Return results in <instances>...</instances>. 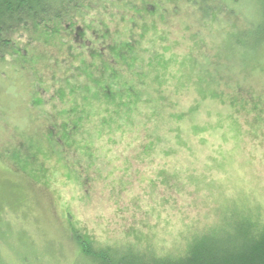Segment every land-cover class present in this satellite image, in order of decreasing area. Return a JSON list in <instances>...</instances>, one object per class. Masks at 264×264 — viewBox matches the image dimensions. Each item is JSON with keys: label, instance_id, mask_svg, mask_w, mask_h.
I'll list each match as a JSON object with an SVG mask.
<instances>
[{"label": "rangeland", "instance_id": "1", "mask_svg": "<svg viewBox=\"0 0 264 264\" xmlns=\"http://www.w3.org/2000/svg\"><path fill=\"white\" fill-rule=\"evenodd\" d=\"M92 1L117 87L103 56L80 65L95 18L0 51V264H102L80 241L176 256L200 234L264 225V47H249L262 0H208L209 16L185 0Z\"/></svg>", "mask_w": 264, "mask_h": 264}, {"label": "trees", "instance_id": "2", "mask_svg": "<svg viewBox=\"0 0 264 264\" xmlns=\"http://www.w3.org/2000/svg\"><path fill=\"white\" fill-rule=\"evenodd\" d=\"M104 1L106 2V0ZM185 1L197 5L198 11L200 10V13L208 16L213 11V7L218 6L216 4H209L208 0ZM221 1L222 0H220V4L222 3ZM232 1L235 3L240 2L239 0ZM125 4L126 6L130 4L133 11L137 8L135 5H132L131 0ZM157 4L160 3L157 2ZM93 6L94 1L92 0H0V51L15 49V47L18 46V42L13 40V36L16 33H20L23 35L22 37L27 36L29 38L30 35H35V32L37 31L46 32L47 34L44 35H52L53 32H58L62 37L63 34L68 37L71 35L69 30L73 31L75 29L74 31L79 32L80 27H76L81 16V20L84 23L86 22L85 18H95L90 21L91 25L87 28L90 31L91 37L98 41L96 49L88 53L86 60L81 59L80 57L82 53L80 50L83 48L82 45H80L81 49H77L76 51L72 49V52L78 54V58L81 59L80 65L82 64L85 66V62H88L96 68V71L98 70L99 65L101 68L103 66V56L104 62L109 64V67L107 66L108 73L106 74V78L109 80V85L117 87V83L114 81L115 77L111 74V68L114 63H110L107 60L108 57L105 56L107 53L109 55L111 52L115 53L113 47L115 39H113L112 34H110V28L103 24V22L98 23L97 27L98 25L105 27L106 34L104 35V38L102 35L100 36L90 29V27L95 25L96 20L102 16L98 13H96V15L90 13V9ZM150 11L151 8H145L146 13H149ZM105 12H107V10ZM261 21L262 23L259 28L252 24L253 31L252 29L251 31L252 33L256 31V36L254 38V44L249 47L253 48V50L261 45L264 47V0H262ZM132 23L134 26V20ZM250 27L251 26L249 25V28ZM145 32L146 31H142V37ZM239 33L244 35L247 31L243 30L242 32L239 30ZM79 35V40L83 39V35L80 33ZM120 38L116 39V42H120L121 45H127L128 43L139 41H136V36L132 35H130L126 41ZM100 42L102 43L100 44ZM68 43H71L70 40ZM120 55H122V53H120ZM84 75L85 74H83V76ZM93 76H95V73L92 74V77ZM90 85L93 86L92 83ZM130 95L133 96V94ZM26 156L28 158V155ZM209 232L196 236L185 246V250L176 256H158L155 253H152V256L147 258L138 255L132 256V253L129 254V251H127V253L113 254V250L110 247L96 249L93 244L84 241H80L79 244L85 255L96 261H100L102 264H111L112 258L118 259L117 264H264V225L261 223L255 220H249L244 222L235 232L234 230L226 232L222 229H218L215 232ZM91 245L94 247L92 248Z\"/></svg>", "mask_w": 264, "mask_h": 264}]
</instances>
